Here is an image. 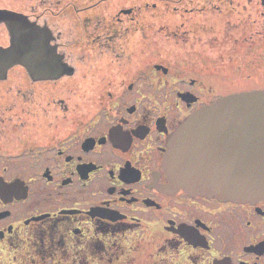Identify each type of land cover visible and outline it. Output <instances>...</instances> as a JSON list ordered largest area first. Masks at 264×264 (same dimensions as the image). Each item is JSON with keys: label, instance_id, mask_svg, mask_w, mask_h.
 <instances>
[{"label": "flooded vegetation", "instance_id": "obj_1", "mask_svg": "<svg viewBox=\"0 0 264 264\" xmlns=\"http://www.w3.org/2000/svg\"><path fill=\"white\" fill-rule=\"evenodd\" d=\"M255 90L264 0H0V264H264V197L163 165L185 118Z\"/></svg>", "mask_w": 264, "mask_h": 264}, {"label": "water", "instance_id": "obj_2", "mask_svg": "<svg viewBox=\"0 0 264 264\" xmlns=\"http://www.w3.org/2000/svg\"><path fill=\"white\" fill-rule=\"evenodd\" d=\"M163 165L189 194L234 202L264 197V91L222 96L173 131Z\"/></svg>", "mask_w": 264, "mask_h": 264}, {"label": "snow or ice", "instance_id": "obj_3", "mask_svg": "<svg viewBox=\"0 0 264 264\" xmlns=\"http://www.w3.org/2000/svg\"><path fill=\"white\" fill-rule=\"evenodd\" d=\"M113 135H114V137H119L121 135L119 129L114 130Z\"/></svg>", "mask_w": 264, "mask_h": 264}, {"label": "rangeland", "instance_id": "obj_4", "mask_svg": "<svg viewBox=\"0 0 264 264\" xmlns=\"http://www.w3.org/2000/svg\"><path fill=\"white\" fill-rule=\"evenodd\" d=\"M254 76H255V78H260V74H253V77ZM243 80H245L244 77H243Z\"/></svg>", "mask_w": 264, "mask_h": 264}]
</instances>
